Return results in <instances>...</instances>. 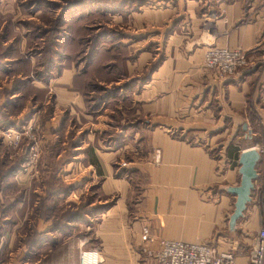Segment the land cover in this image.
I'll return each mask as SVG.
<instances>
[{
  "label": "crops",
  "instance_id": "1",
  "mask_svg": "<svg viewBox=\"0 0 264 264\" xmlns=\"http://www.w3.org/2000/svg\"><path fill=\"white\" fill-rule=\"evenodd\" d=\"M31 1L34 15L23 12L34 21L54 5V10L70 11L66 19L73 20L75 10L84 12L75 19L84 27L117 25L123 37L114 41L137 54L133 66L129 60L124 63L127 77L141 76V61L154 56L146 45L164 42L163 62L132 89L131 104L137 118L143 116L142 126L112 129L110 145L89 132L81 146L87 163L97 168L102 192L118 198L98 216L94 241H81L80 249L95 250L98 264H160L146 250L155 252L161 240L171 239L230 251L237 264H246L257 232L264 227V153L257 164L252 200L234 234L228 231V219L235 197L222 187L239 183L233 156L239 140L258 138L246 147H259L264 141V0ZM105 17L112 23H105ZM105 39L109 37L100 36L101 42ZM211 46L242 49L248 66L240 76L218 80L201 66ZM70 75L57 105L83 109V99L68 89ZM248 106L258 126L254 130ZM97 121V130L103 131L100 118ZM217 138L223 141L215 146ZM124 158L127 178L117 175L115 166ZM144 229L147 242L141 240Z\"/></svg>",
  "mask_w": 264,
  "mask_h": 264
},
{
  "label": "rangeland",
  "instance_id": "2",
  "mask_svg": "<svg viewBox=\"0 0 264 264\" xmlns=\"http://www.w3.org/2000/svg\"><path fill=\"white\" fill-rule=\"evenodd\" d=\"M0 2V264H97V252L80 249V244L94 241L98 216L118 195L102 192L97 168L87 163L81 146L89 132L109 143L112 129L142 126L143 116L137 118L131 104L132 89L163 62L164 42L146 45L154 56L141 61V76L127 77L124 63L133 66L137 54L114 41L123 34L110 17L104 22L113 27H84L78 23L84 12L73 9L71 20L64 18L70 13L66 7L49 5L35 22L25 15L35 13L31 0L24 5L21 0ZM103 35L109 39L101 42ZM96 43L105 49L98 53V46L92 59ZM201 66L207 69L203 60ZM65 73H71L69 79L73 73L68 89L83 99L85 108L57 105L59 91L67 87ZM246 114L251 127L258 128L250 106ZM99 118L103 131L96 128ZM239 141L243 148L256 140ZM260 145L264 150V141ZM115 166L117 175L128 177L127 159ZM38 233L44 242L33 245Z\"/></svg>",
  "mask_w": 264,
  "mask_h": 264
},
{
  "label": "built area",
  "instance_id": "3",
  "mask_svg": "<svg viewBox=\"0 0 264 264\" xmlns=\"http://www.w3.org/2000/svg\"><path fill=\"white\" fill-rule=\"evenodd\" d=\"M247 64V55L239 48L211 46L203 54L204 67L212 70L215 77L220 80L234 76L239 68ZM253 146L260 153H264L262 146ZM158 156L156 152L155 160H158ZM141 240L145 242L150 240L147 229L142 231ZM146 253L155 257L160 264H237L234 254L230 251L220 252L214 246L182 240H161L157 251L146 250ZM246 264H264V227L257 232Z\"/></svg>",
  "mask_w": 264,
  "mask_h": 264
},
{
  "label": "water",
  "instance_id": "4",
  "mask_svg": "<svg viewBox=\"0 0 264 264\" xmlns=\"http://www.w3.org/2000/svg\"><path fill=\"white\" fill-rule=\"evenodd\" d=\"M261 160V153L255 146H249L238 154L239 183L234 186H223V190L234 195L233 210L228 219V231L235 233L238 220L243 217L247 205L252 200L254 181L258 177L257 164Z\"/></svg>",
  "mask_w": 264,
  "mask_h": 264
},
{
  "label": "trees",
  "instance_id": "5",
  "mask_svg": "<svg viewBox=\"0 0 264 264\" xmlns=\"http://www.w3.org/2000/svg\"><path fill=\"white\" fill-rule=\"evenodd\" d=\"M61 20V19H60ZM103 32V31H102ZM84 40V39H83ZM82 40V41H83ZM96 40V38L94 39V41ZM80 42H81V40H80ZM84 42H85V40H84ZM98 46L100 47L101 46V49L98 51V53H100V51L101 50H103L104 51V49H105V45H101V44H97L96 43V45L94 46V45H92V48H91V51H92V56H91V58L92 57H95L96 55H95V53H96V49H98ZM93 59V58H92ZM99 62V61H98ZM100 62H102V60L100 61ZM254 130V129H253ZM255 140L257 141L258 140V138H255ZM234 150V154H233V156H234V158L235 159H238V154H239V152H240V150H241V148L240 147H236V148H234L233 149ZM230 153V152H229ZM91 212V211H90ZM78 212H75V214H70L69 215V217L70 218H72V216H75L76 214H77ZM68 217V218H69ZM45 238V237H44ZM44 238H40V235H39V233L36 235V237H35V239H33L31 242H32V244L33 245H37V243H39L40 241H41V239H44ZM41 242H44V241H41Z\"/></svg>",
  "mask_w": 264,
  "mask_h": 264
},
{
  "label": "bare ground",
  "instance_id": "6",
  "mask_svg": "<svg viewBox=\"0 0 264 264\" xmlns=\"http://www.w3.org/2000/svg\"><path fill=\"white\" fill-rule=\"evenodd\" d=\"M91 255H92V254H91ZM92 256H93V259H92V260H94V258H96V255H92ZM92 256H91V257H92ZM97 264H98V263H97Z\"/></svg>",
  "mask_w": 264,
  "mask_h": 264
}]
</instances>
